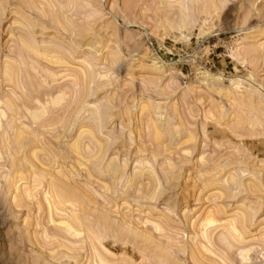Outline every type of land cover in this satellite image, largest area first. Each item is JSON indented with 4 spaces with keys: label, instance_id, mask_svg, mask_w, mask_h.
<instances>
[{
    "label": "rangeland",
    "instance_id": "1",
    "mask_svg": "<svg viewBox=\"0 0 264 264\" xmlns=\"http://www.w3.org/2000/svg\"><path fill=\"white\" fill-rule=\"evenodd\" d=\"M0 264H264V0H0Z\"/></svg>",
    "mask_w": 264,
    "mask_h": 264
},
{
    "label": "bare ground",
    "instance_id": "2",
    "mask_svg": "<svg viewBox=\"0 0 264 264\" xmlns=\"http://www.w3.org/2000/svg\"><path fill=\"white\" fill-rule=\"evenodd\" d=\"M27 35V34H26ZM27 41V40H26ZM24 83V82H23ZM27 87V86H26Z\"/></svg>",
    "mask_w": 264,
    "mask_h": 264
}]
</instances>
